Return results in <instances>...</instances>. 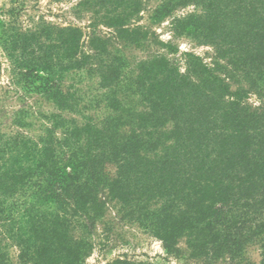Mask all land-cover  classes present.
Masks as SVG:
<instances>
[{"label":"trees","instance_id":"16d2710c","mask_svg":"<svg viewBox=\"0 0 264 264\" xmlns=\"http://www.w3.org/2000/svg\"><path fill=\"white\" fill-rule=\"evenodd\" d=\"M88 1L105 9L104 23L118 39H146V29L131 22L142 0ZM26 3L10 0L0 9V51L17 97L79 111L63 83L89 66L110 112L79 123L23 105L12 123L23 129L45 119L41 132L0 131V229L10 241L0 240V264H85L104 194L166 252L184 237L194 256L264 264V0H165L156 14L201 5L177 27L213 46L216 57L210 65L189 53L182 71L156 56L140 61L131 80L123 75L126 59L110 55L98 36L91 54L76 26L22 24ZM252 89L259 105L246 101ZM255 243L258 261L247 255Z\"/></svg>","mask_w":264,"mask_h":264},{"label":"rangeland","instance_id":"374dc122","mask_svg":"<svg viewBox=\"0 0 264 264\" xmlns=\"http://www.w3.org/2000/svg\"><path fill=\"white\" fill-rule=\"evenodd\" d=\"M164 1L142 0L141 11L131 21L140 24L147 31V37L140 45L118 39L113 30L104 23L105 9L88 0H27L19 20L24 25L43 20L58 26H76L82 31V49L91 54L95 53L91 48V38L98 36L103 40L100 41L101 45L107 48L110 55H121L126 59L127 66L123 75L129 80L136 74L140 61L156 56H165L182 71L186 67L189 53L202 57L204 62L210 64L216 57V49L201 44L192 35L179 31L177 27V20L183 16L201 13V5L178 6L167 14H156L155 11ZM9 6L10 0H0V9ZM96 60H93V64ZM0 63V131L15 133L19 130L30 136H37L41 132V125L47 122L45 119L38 118L33 126L23 129L12 123L14 112L23 105L30 106L36 112H58L75 118L79 123L88 119L97 122L110 112L99 100L103 89L98 86V77L89 70V66L72 72L64 80V90L73 92L79 103V111L68 112L58 110L52 103L37 96L21 101L9 84V62L1 51ZM234 86H237L236 83ZM245 86L248 84L245 83ZM246 101L259 105L262 100L257 91L252 89ZM114 169L110 164L106 167L110 174ZM104 201V216L96 222L89 235L92 248L85 258V264H112L116 260L148 264H229L224 258L192 255L184 237L178 240L173 252H166L162 241L131 220L118 200L104 194ZM0 240L2 243H10L1 229ZM9 251L13 260H16L18 248L12 245ZM247 255L258 261L259 244L249 246Z\"/></svg>","mask_w":264,"mask_h":264}]
</instances>
